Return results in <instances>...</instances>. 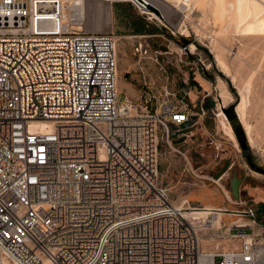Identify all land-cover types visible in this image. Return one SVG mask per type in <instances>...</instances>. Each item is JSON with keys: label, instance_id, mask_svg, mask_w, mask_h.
Returning a JSON list of instances; mask_svg holds the SVG:
<instances>
[{"label": "built area", "instance_id": "2783aa9c", "mask_svg": "<svg viewBox=\"0 0 264 264\" xmlns=\"http://www.w3.org/2000/svg\"><path fill=\"white\" fill-rule=\"evenodd\" d=\"M110 1L192 37L178 7L188 0ZM80 18L64 0H0V264H198L210 236L239 245L214 247L208 263L264 264L253 208L175 202L160 180L161 145L174 150L203 105L192 112L186 92L158 99L147 86L121 98L113 32L76 30ZM195 41L178 45L180 58L196 55Z\"/></svg>", "mask_w": 264, "mask_h": 264}, {"label": "rangeland", "instance_id": "374dc122", "mask_svg": "<svg viewBox=\"0 0 264 264\" xmlns=\"http://www.w3.org/2000/svg\"><path fill=\"white\" fill-rule=\"evenodd\" d=\"M87 3L96 11L97 7L108 5L101 0H88ZM110 8V24H106L107 19H103L101 15L97 17V14H90L88 10L83 29L112 31L117 38V63L123 71L122 83L120 81L121 98L128 95L125 81L135 85L139 92L147 86L158 99L163 95L164 89L175 92L195 86L198 91L196 101L193 102L188 98V104L190 108H194L192 112L196 111L193 106L195 104L199 107L202 104L205 110V115L198 119L195 127L185 136V141L173 146L174 150H168L165 145H161L160 180L169 190L171 199L178 202L185 197L194 204L209 206L213 201H221L217 193H223L222 187L231 192L230 179L242 177L244 184L242 191H239V198L236 199L239 200L238 203H229L226 200V203L220 205L230 211L253 208L254 220L263 230L264 174L254 171L247 164L235 137L232 139L220 129L221 115L219 116L218 113L216 117L213 108L216 100L217 107L219 102L221 103L216 89L218 82L222 80L231 95L224 106L233 104L236 107L240 101L239 90L242 84L250 81L252 90L249 95L250 103L246 111V120L251 125L254 143L250 144L248 141V145L253 161L264 167V36L242 35L230 28L221 30L220 25L207 13L203 16L200 12L194 11L186 22L192 35L188 40H196L197 53L192 56L189 53L184 54L180 58L178 45L182 41L178 35H173L168 29L145 20L129 3H112ZM213 38H215L214 42ZM139 42H145V45L147 43L146 54L140 52ZM215 55L224 58L230 69L229 75L216 64ZM190 63L194 65V69L198 67L199 73L193 74L187 69L191 66ZM201 65L204 69H201ZM199 75L200 82H197L194 77ZM233 76L236 81L232 80ZM138 97L132 100L135 101ZM195 120L196 117L193 116L189 125ZM228 122L231 129L234 124L241 123L239 118L234 123ZM232 136H234L233 131ZM216 143L221 144L220 148H216ZM225 162H228L231 168L216 183L212 178L219 176ZM189 164L192 170L195 169L196 173L202 176V179L188 170ZM199 185H207L210 190L202 192ZM216 188L219 192H216ZM260 238L264 241V233ZM219 242L222 245L219 248L238 245V241L234 239L230 241L217 239L211 242L202 239L201 252L212 251Z\"/></svg>", "mask_w": 264, "mask_h": 264}, {"label": "bare ground", "instance_id": "6f19581e", "mask_svg": "<svg viewBox=\"0 0 264 264\" xmlns=\"http://www.w3.org/2000/svg\"><path fill=\"white\" fill-rule=\"evenodd\" d=\"M105 1L108 3V5L105 7L103 6L102 8L97 7L94 10L93 6L90 5L88 6V0H64V3L68 5V7H71L73 4H78V13L80 15V18L78 22L75 23V29L76 30H81L83 29V26L85 25L86 19H87V14L88 10L91 13L97 14V17H100V15L103 17V19H107V23H111V10H110V5L112 4L110 0H101ZM173 3L180 2L181 0H169ZM181 3V2H180ZM110 4V5H109ZM187 8L181 7L180 5L178 6L180 11L183 12V17L185 19H190V15L193 14L194 11L200 12L203 16H206V13L213 18L215 23L217 22L221 30H225L227 28L233 29L234 32L241 33L242 35H261L264 36V0H188L186 2ZM98 6V5H97ZM102 12L101 14L99 12ZM98 12V13H96ZM197 29V28H196ZM195 29V30H196ZM214 36V35H213ZM259 37V38H261ZM212 38V37H211ZM117 40V38H115ZM215 38H213V42ZM252 39V38H251ZM264 47V46H263ZM116 48V55H117V44L115 45ZM192 48V45H191ZM220 53V52H219ZM218 53V54H219ZM118 58V56H117ZM215 60L216 64L221 68V70L229 75L230 69H228V66L224 60V58L221 57V55H215ZM123 68V67H122ZM123 71L119 68L118 63H117V71H116V89L118 92L121 91L120 84L122 83L121 81V73ZM249 76V75H248ZM233 81H236V78L233 76L232 77ZM231 80V81H232ZM121 81V83H120ZM240 82V81H239ZM125 85V83L123 82ZM240 83H238L239 85ZM218 90V97L221 101L219 102V116L222 119V122L220 123V129L223 130L228 136H230L232 139H234L235 135L232 136V131L231 126L228 122V119L226 118L222 108L225 107L224 104L226 103L227 99L231 97L230 93L226 89L225 83L221 80L218 82V85L216 86ZM252 87V85H251ZM251 87H250V81H247L242 84V87L239 90V96H240V101L235 107V111L237 113V116L239 120L241 121L242 127L246 133V137L249 141L250 144L254 143L253 137H252V128L251 125L247 122L246 120V111L248 108V104L250 103V93H251ZM128 97V96H127ZM229 101V100H228ZM227 101V102H228ZM218 116V114H217ZM248 119V118H247ZM234 134V132H233ZM236 139V138H235ZM237 141V140H236ZM238 144V143H237ZM191 165L189 164V169ZM192 169V168H191ZM196 173V171H195ZM197 178L202 179V176L198 173ZM216 183L218 181L214 178H212ZM211 180V179H210ZM219 185V184H218ZM220 186V185H219ZM221 190L223 191L224 196H229V192L222 187ZM182 199H185L189 201L187 198L182 197ZM232 201V200H231ZM230 203V202H229ZM207 208H212V209H227V208H222V207H215L212 205L206 206ZM221 219L225 223H231V222H249L242 217H238L239 215H230L227 212H219ZM187 218L191 221H194L198 218H201L205 215L204 211H197L196 213H186ZM210 242L214 241L213 237L210 236L208 239ZM261 246L260 249L263 250L264 248V241H261ZM207 253H212L210 252H201L199 256V261L198 264H210L208 263L206 257L204 256Z\"/></svg>", "mask_w": 264, "mask_h": 264}, {"label": "water", "instance_id": "95a60500", "mask_svg": "<svg viewBox=\"0 0 264 264\" xmlns=\"http://www.w3.org/2000/svg\"><path fill=\"white\" fill-rule=\"evenodd\" d=\"M181 41L183 43H187L188 40L187 39H184V38H181ZM223 112L225 113L228 121H230L231 123H234L235 120H237L238 116H237V113L235 111V107L233 104L223 108ZM193 129V127H190V128H186L184 129V132H189ZM233 132H234V135H235V138L239 144V147L241 149L242 152L246 153V158L250 164V166L252 168H254L256 171L258 172H261V173H264V168L258 166V165H255L253 162H252V159L250 158V151H249V145H248V139L246 137V133L242 127V124L239 122L238 124H234L233 125ZM185 135L181 136L180 138H178L177 140H175V143H181V142H184L185 141ZM249 152V154H248ZM226 166H227V162H225L224 164V167H223V170L226 169ZM219 175V174H218ZM239 181L240 180H237L235 181L234 183L232 182V185H231V194L233 195V197L235 199H238L239 198Z\"/></svg>", "mask_w": 264, "mask_h": 264}, {"label": "crops", "instance_id": "0c3cea01", "mask_svg": "<svg viewBox=\"0 0 264 264\" xmlns=\"http://www.w3.org/2000/svg\"><path fill=\"white\" fill-rule=\"evenodd\" d=\"M110 10H111V8H110ZM187 69H189V70H191L192 72L191 73H193V74H196V73H199V70H198V67H196L195 69H194V66H192V67H187ZM192 74V75H193ZM121 76V75H120ZM200 75L199 76H196V77H194V79H195V81H197V82H200ZM124 82V81H123ZM126 83H127V85H125L126 87H127V90H126V92H127V94L128 95H126V96H128L129 98H134V97H138L139 95H140V93L141 92H139L138 91V89H136V87H135V85H133L131 82H127V81H125ZM124 82V83H125ZM195 86H191V87H189V89H180V90H182V91H184V92H186L187 93V95H188V98H190L193 102H195L196 100V98H197V93H198V91L196 90V88H194ZM183 88H184V86H183ZM209 94V93H208ZM199 187H200V190H202V192H204V191H209L210 189L208 188V186L207 185H199ZM216 192H219L218 190H217V188H216ZM217 196L221 199V201L219 202V201H213L212 203H211V205L212 206H215V207H224V206H222V205H220L221 203H223V202H225L226 203V197L224 196V194L223 193H217ZM221 240H225V239H221ZM225 241H230V240H225ZM221 242H219L218 244H217V247H220V246H222L221 244H220ZM238 245H239V242H238ZM238 245H236V246H233V247H221L222 249H231V248H234V247H237ZM213 250V249H212Z\"/></svg>", "mask_w": 264, "mask_h": 264}, {"label": "flooded vegetation", "instance_id": "af4514ba", "mask_svg": "<svg viewBox=\"0 0 264 264\" xmlns=\"http://www.w3.org/2000/svg\"><path fill=\"white\" fill-rule=\"evenodd\" d=\"M242 154H243V156H244V158H245L247 164L250 166V164H249V162H248V160H247V158H246V153L242 152ZM248 154H249V152H248ZM250 158L252 159V162H253L255 165H258L256 162L253 161V158H252L251 154H250ZM258 166H259V165H258ZM250 167H251V166H250ZM260 167H262V166H260ZM230 168H231V166L229 167V164H228V162H227L226 169H225V170H222V171L219 173V175H221L222 178H223V176H225V172H226L228 169H230ZM262 168H264V167H262ZM253 169H254V168H253ZM254 171H256V170L254 169ZM260 173H261V172H260ZM262 174H264V173H262ZM237 180H240V181H239V191H242V185L244 184V180H243L242 177H236V178H232V179H230L229 184H230V186H231V185H232V182L234 183V182L237 181Z\"/></svg>", "mask_w": 264, "mask_h": 264}]
</instances>
